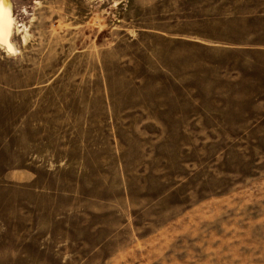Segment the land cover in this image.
Listing matches in <instances>:
<instances>
[{
	"label": "rangeland",
	"instance_id": "374dc122",
	"mask_svg": "<svg viewBox=\"0 0 264 264\" xmlns=\"http://www.w3.org/2000/svg\"><path fill=\"white\" fill-rule=\"evenodd\" d=\"M0 264H264V0H8Z\"/></svg>",
	"mask_w": 264,
	"mask_h": 264
},
{
	"label": "bare ground",
	"instance_id": "6f19581e",
	"mask_svg": "<svg viewBox=\"0 0 264 264\" xmlns=\"http://www.w3.org/2000/svg\"><path fill=\"white\" fill-rule=\"evenodd\" d=\"M12 18L9 14V5L8 0H0V42L7 46L8 49L11 50L9 45V37Z\"/></svg>",
	"mask_w": 264,
	"mask_h": 264
}]
</instances>
